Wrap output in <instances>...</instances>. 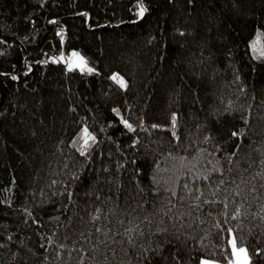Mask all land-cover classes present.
Instances as JSON below:
<instances>
[{"label": "trees", "instance_id": "16d2710c", "mask_svg": "<svg viewBox=\"0 0 264 264\" xmlns=\"http://www.w3.org/2000/svg\"><path fill=\"white\" fill-rule=\"evenodd\" d=\"M232 239L264 264V0H0V264H228Z\"/></svg>", "mask_w": 264, "mask_h": 264}, {"label": "snow or ice", "instance_id": "6c2138e0", "mask_svg": "<svg viewBox=\"0 0 264 264\" xmlns=\"http://www.w3.org/2000/svg\"><path fill=\"white\" fill-rule=\"evenodd\" d=\"M143 13H144V10L143 8H141V11L139 14L143 16ZM72 55L76 56L77 54L73 53ZM74 66L83 68L84 62L82 58L80 59V63L78 65L69 64V71H71ZM87 71L91 73L93 69L89 68L87 69ZM13 79H15V77H13ZM110 79H112L115 83H117L121 88L126 87V83L123 80V78L119 77L117 74H113L110 77ZM122 123L129 131L133 130L132 125L129 124L127 121H122ZM173 127H175V116H173ZM233 135H236V133H233ZM80 139L83 141V144L81 146V155H84V151L82 149L89 146V141L94 143L95 137L89 132L88 128L85 127L81 131ZM229 243L231 244V257L229 258L228 264H250L247 250L243 247L238 248L236 245L235 239L230 240ZM201 264H215V262L202 260Z\"/></svg>", "mask_w": 264, "mask_h": 264}, {"label": "rangeland", "instance_id": "374dc122", "mask_svg": "<svg viewBox=\"0 0 264 264\" xmlns=\"http://www.w3.org/2000/svg\"><path fill=\"white\" fill-rule=\"evenodd\" d=\"M73 53H76L77 55L73 56L72 55ZM60 56H61V60L65 63V65L68 68H69V64L78 65L80 63V59L81 58H82V60L84 62V66H83V68H81V67H76V68H78V69H87V68H89L88 65L85 62L84 57L82 55H80L79 53L73 51V50H70V51L66 52L65 55H60Z\"/></svg>", "mask_w": 264, "mask_h": 264}, {"label": "crops", "instance_id": "0c3cea01", "mask_svg": "<svg viewBox=\"0 0 264 264\" xmlns=\"http://www.w3.org/2000/svg\"><path fill=\"white\" fill-rule=\"evenodd\" d=\"M239 248V247H238ZM244 248V247H243ZM205 261H210V262H215V264H221L219 262H216V261H211V260H205ZM201 264V263H200Z\"/></svg>", "mask_w": 264, "mask_h": 264}]
</instances>
